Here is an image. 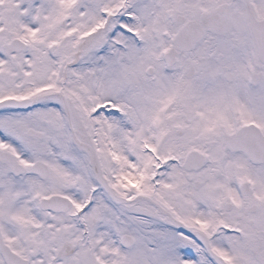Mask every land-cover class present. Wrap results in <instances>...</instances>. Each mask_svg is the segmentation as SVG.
I'll return each instance as SVG.
<instances>
[{
  "label": "snow or ice",
  "instance_id": "1",
  "mask_svg": "<svg viewBox=\"0 0 264 264\" xmlns=\"http://www.w3.org/2000/svg\"><path fill=\"white\" fill-rule=\"evenodd\" d=\"M0 264H264V0H0Z\"/></svg>",
  "mask_w": 264,
  "mask_h": 264
}]
</instances>
